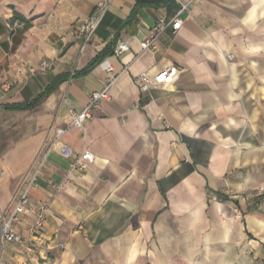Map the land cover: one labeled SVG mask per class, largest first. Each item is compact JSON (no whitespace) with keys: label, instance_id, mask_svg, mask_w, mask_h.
Returning a JSON list of instances; mask_svg holds the SVG:
<instances>
[{"label":"crops","instance_id":"0c3cea01","mask_svg":"<svg viewBox=\"0 0 264 264\" xmlns=\"http://www.w3.org/2000/svg\"><path fill=\"white\" fill-rule=\"evenodd\" d=\"M97 2L0 0L1 217L68 110L104 87L107 66L116 76L110 100L61 139L92 163L72 171L47 153L14 226L27 243L0 238V264H264V0H111L80 51L70 29ZM175 18L176 34L141 50L158 19ZM170 66L171 84L139 91L138 75ZM57 77L34 108L5 109Z\"/></svg>","mask_w":264,"mask_h":264},{"label":"built area","instance_id":"2783aa9c","mask_svg":"<svg viewBox=\"0 0 264 264\" xmlns=\"http://www.w3.org/2000/svg\"><path fill=\"white\" fill-rule=\"evenodd\" d=\"M111 0H98L94 11L85 19L73 25L70 29V37L72 42L78 45L82 51L91 41L102 19L104 18ZM189 3L183 6L182 10L187 9ZM181 21L179 18L165 21L158 19L152 28L149 36L140 43L142 51L156 50V42L159 35L170 28L173 34H176L180 29ZM128 50L127 45L121 43L113 51L115 56H120ZM46 63L42 62L41 67H45ZM106 80L104 87L99 91H94L88 95L87 102L81 110H68L69 121L65 128H58L54 131L52 140L46 145L45 152L39 158V162L27 173L24 177L21 187L15 199L11 203V211L7 218L0 216V238L6 242L16 245H24L27 243V238L17 233L14 226L19 223L20 217L25 210L28 202L30 190L35 186V181L42 164L49 151L53 150L60 158L70 162V170H82L84 164L92 163L93 157L88 152L76 153L70 147L61 143L62 137L70 129L82 130L83 127L92 119V113L98 109L102 103L110 100V89L116 81V76L113 75L111 66L105 69ZM177 73V69L173 66L167 67L158 72L154 76H149L147 73H142L135 78L136 85L141 93H146L151 88L169 85L173 82ZM33 214V222L28 228V233L32 238H35L44 226L48 208L41 205L36 209H31Z\"/></svg>","mask_w":264,"mask_h":264},{"label":"trees","instance_id":"16d2710c","mask_svg":"<svg viewBox=\"0 0 264 264\" xmlns=\"http://www.w3.org/2000/svg\"><path fill=\"white\" fill-rule=\"evenodd\" d=\"M108 52H110V51L109 50H104L100 54H98L96 56V58L89 64V66L86 69L83 70V72L88 71L91 67H93L95 64H97L105 55L108 54ZM64 79H65L64 77H57L56 79H54V81L50 85H48L44 89V91L36 99H34L31 103L26 104V105H17V104L6 105L5 109H7V110H28V109L34 108L40 102H42V100L45 99L49 94H51L56 89L58 84L61 81H63ZM263 197H264V193H262L260 195V197H258V199H261ZM224 200L227 201L228 199L226 197H224Z\"/></svg>","mask_w":264,"mask_h":264},{"label":"rangeland","instance_id":"374dc122","mask_svg":"<svg viewBox=\"0 0 264 264\" xmlns=\"http://www.w3.org/2000/svg\"><path fill=\"white\" fill-rule=\"evenodd\" d=\"M39 158H40V156H38L37 158H36V160H35V162L33 163V165H32V167H31V169L39 162ZM30 169V170H31Z\"/></svg>","mask_w":264,"mask_h":264}]
</instances>
